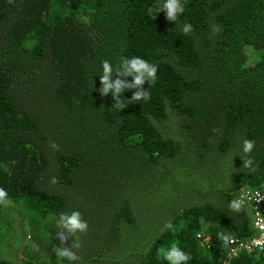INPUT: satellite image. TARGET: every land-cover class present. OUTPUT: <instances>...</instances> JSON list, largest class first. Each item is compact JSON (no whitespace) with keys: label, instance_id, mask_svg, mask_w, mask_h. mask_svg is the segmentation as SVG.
I'll return each mask as SVG.
<instances>
[{"label":"trees","instance_id":"1","mask_svg":"<svg viewBox=\"0 0 264 264\" xmlns=\"http://www.w3.org/2000/svg\"><path fill=\"white\" fill-rule=\"evenodd\" d=\"M156 2L0 0V220L11 204L44 234L61 212L89 225L64 245L79 240L78 261L40 237L19 252L28 264H168L173 243L188 264H264V252L229 258L218 238L251 235L249 211L229 202L264 186V0H185L175 22L149 15ZM132 56L157 80L118 110L99 91L101 61Z\"/></svg>","mask_w":264,"mask_h":264},{"label":"clouds","instance_id":"2","mask_svg":"<svg viewBox=\"0 0 264 264\" xmlns=\"http://www.w3.org/2000/svg\"><path fill=\"white\" fill-rule=\"evenodd\" d=\"M185 0H157L156 3L149 6L147 11L150 16L153 13L156 16L164 12L166 19L170 22H175L181 14H183ZM193 30L190 23L183 25V32L185 34L190 33ZM218 28H214V34L218 32ZM102 74H100L99 89L102 96H108L112 94L115 104L114 108L121 109L126 108L125 104L144 100L147 101L151 98V93L144 89L145 83L155 84L157 80L158 66L154 63H150L146 59L139 56H132L131 58L123 57L121 62L113 67L112 63L104 59L101 61ZM126 77H132L131 81L125 79ZM128 90H134L130 100L122 99L121 93ZM219 132L220 129H214ZM53 147H57L55 144ZM255 148V141L245 138L242 142V151L246 154H251ZM243 158V157H242ZM249 169L251 172H256L258 164L249 155L248 158H243V167ZM57 180L53 178L52 183H56ZM5 195L4 190L0 189V197ZM242 207V201L240 199H233L229 202V208L233 211H240ZM58 231L56 232V239L60 241V244L52 249L53 253L58 259H66L69 262H75L79 260V256L73 249L80 247V242L75 239V243L71 247L64 246L66 241L71 237H75L76 233H86L88 230V223L82 217L79 210H72L71 212H61L56 222ZM171 221L165 224L166 229H173ZM218 238L221 239L225 245L230 242V237L221 232L218 233ZM160 254L168 264H188L191 260V255L182 250L177 244L173 243L171 247L167 249H161Z\"/></svg>","mask_w":264,"mask_h":264},{"label":"rangeland","instance_id":"3","mask_svg":"<svg viewBox=\"0 0 264 264\" xmlns=\"http://www.w3.org/2000/svg\"><path fill=\"white\" fill-rule=\"evenodd\" d=\"M247 51L250 55V60H253L256 56V52L252 47H248ZM7 218V220H6ZM57 228V227H56ZM44 226L37 229L33 224H27L22 220V215L17 207L8 204L5 206V211L0 220V254L5 258L14 262V264H28V262L21 259L19 252L23 247H29V250L36 248L37 240L41 237L43 243L57 246L56 234L45 233ZM206 235L208 240L210 236L207 233H201L199 237ZM205 239H201L202 244L208 242Z\"/></svg>","mask_w":264,"mask_h":264},{"label":"built area","instance_id":"4","mask_svg":"<svg viewBox=\"0 0 264 264\" xmlns=\"http://www.w3.org/2000/svg\"><path fill=\"white\" fill-rule=\"evenodd\" d=\"M236 199H240L249 211L252 233L247 237L230 236L227 254L231 259L248 252H264V186L253 189L245 187ZM201 238L208 240L206 235Z\"/></svg>","mask_w":264,"mask_h":264}]
</instances>
